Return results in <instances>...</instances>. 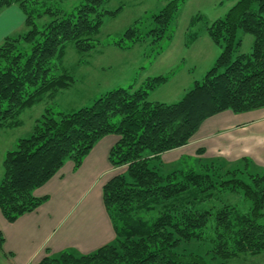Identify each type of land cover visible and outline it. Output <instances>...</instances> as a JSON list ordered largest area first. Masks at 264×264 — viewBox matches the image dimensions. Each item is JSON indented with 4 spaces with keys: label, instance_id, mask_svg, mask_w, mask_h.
Returning <instances> with one entry per match:
<instances>
[{
    "label": "trees",
    "instance_id": "1",
    "mask_svg": "<svg viewBox=\"0 0 264 264\" xmlns=\"http://www.w3.org/2000/svg\"><path fill=\"white\" fill-rule=\"evenodd\" d=\"M109 1L80 0L64 11L39 0H0V12L20 9L26 28L0 44V129L19 127L23 111L74 84L61 67L65 47L72 44L78 54L97 47L104 19L121 10H105ZM184 1L171 0L151 16L153 27L146 31L151 44L166 36ZM45 16L50 21L38 26ZM137 31L136 22L113 45L125 49L138 42ZM239 32L253 38L247 54L239 53ZM206 34L220 53L179 102H149L150 92L167 78L146 79L107 91L68 114L46 109L31 135L5 153L0 214L8 224L45 203L48 198L34 192L67 162L77 171L106 136L117 137L109 165L125 167L101 188L113 241L89 254L64 250L31 264H228L264 255V168L244 157L232 169L216 166L229 164L216 158L196 160L197 168L165 171L160 160L188 145L206 119L264 108V0H234ZM221 191L240 194L246 206L226 202ZM2 242L0 234V250Z\"/></svg>",
    "mask_w": 264,
    "mask_h": 264
},
{
    "label": "rangeland",
    "instance_id": "2",
    "mask_svg": "<svg viewBox=\"0 0 264 264\" xmlns=\"http://www.w3.org/2000/svg\"><path fill=\"white\" fill-rule=\"evenodd\" d=\"M39 1L64 11L73 10L80 2V0ZM169 1L171 0H110L105 5V10L115 11L118 8L121 10L116 17L104 19L97 37L99 42L97 47L91 52L78 54L72 44L66 45L61 67L73 78L74 84L69 89L58 91L52 96L44 95L32 108L23 111L19 117L21 121L19 127L0 129V179L3 175L2 162L5 153L15 150L19 139H25L31 135L35 121L44 114L46 109L53 113L68 114L91 106L107 91L126 88L131 84L139 85L146 79L159 76L166 77L167 80L150 92L148 101L175 104L192 88L194 82L202 80L220 53L218 46L207 36L206 27L215 19L223 17L233 5L234 0H185L180 4L166 36L151 44L146 33L149 28L153 27L151 16L157 14ZM195 17L199 19L191 24V20ZM49 21L50 19L45 16L37 20L36 24L42 26ZM136 22L139 41L129 44L125 49L116 48L113 40L119 38ZM25 31L26 28L23 26L14 36ZM238 38L242 41L239 53H249L253 38L242 32L238 33ZM262 121L256 120L252 124H246L247 130L244 132H252V134L251 137L244 139L247 143L238 145V155L241 157L227 161L228 165L217 162L216 166L221 165L222 168L232 169L241 158H250L252 161L255 157L256 161L253 160V164L263 169L264 124ZM235 131L240 132L242 129ZM254 131H259L260 134ZM241 135L243 138L247 136L244 133ZM197 157L192 158L188 162L189 165H186L187 163L173 165L172 155H166L163 159L160 157V160L164 164L165 171L183 170L187 167L191 169V166L197 168L200 166L196 160H203V162L212 160ZM124 170L125 167L112 168L110 177L123 173ZM107 175L109 172L102 174L97 181H94L93 188ZM219 194L232 205L235 204L242 208L246 206L238 193L221 191ZM0 264L15 263L11 262L10 258L6 259L0 250ZM228 264H264V255L244 257Z\"/></svg>",
    "mask_w": 264,
    "mask_h": 264
},
{
    "label": "crops",
    "instance_id": "3",
    "mask_svg": "<svg viewBox=\"0 0 264 264\" xmlns=\"http://www.w3.org/2000/svg\"><path fill=\"white\" fill-rule=\"evenodd\" d=\"M24 21L25 17L18 7L2 10L0 44L4 38L14 36L24 26ZM256 120H264V108L242 114L219 113L200 125L188 145L160 157L163 159L172 155L173 165H189L188 162L197 156L236 160L241 157L238 145L247 143L244 139L252 134L244 132L246 124ZM236 129L242 131L236 132ZM254 132L260 134L259 131ZM243 133L247 134L245 138L241 135ZM116 141L117 137L112 135L101 139L77 171L67 162L52 179L34 192L35 197L48 198L34 212L19 217L13 224H8L0 214L1 252L6 259L10 258L15 264H31L48 254L64 250L89 254L113 241L114 232L102 204L101 188L111 178L112 167L107 156ZM254 158L252 161H256ZM106 172L109 175L93 188L94 181Z\"/></svg>",
    "mask_w": 264,
    "mask_h": 264
}]
</instances>
